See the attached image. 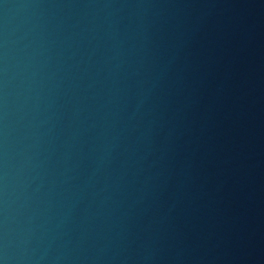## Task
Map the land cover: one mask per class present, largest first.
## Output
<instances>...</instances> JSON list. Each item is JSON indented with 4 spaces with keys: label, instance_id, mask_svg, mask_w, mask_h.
<instances>
[{
    "label": "water",
    "instance_id": "obj_1",
    "mask_svg": "<svg viewBox=\"0 0 264 264\" xmlns=\"http://www.w3.org/2000/svg\"><path fill=\"white\" fill-rule=\"evenodd\" d=\"M264 0H0V264H262Z\"/></svg>",
    "mask_w": 264,
    "mask_h": 264
}]
</instances>
